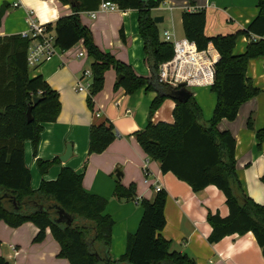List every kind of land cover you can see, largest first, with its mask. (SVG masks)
Here are the masks:
<instances>
[{
	"label": "trees",
	"instance_id": "obj_1",
	"mask_svg": "<svg viewBox=\"0 0 264 264\" xmlns=\"http://www.w3.org/2000/svg\"><path fill=\"white\" fill-rule=\"evenodd\" d=\"M71 4L72 0H59ZM72 13L60 17L54 26L56 43L68 50L83 40L88 55L93 58L92 82L87 97L91 108L94 97L103 90L106 72L113 68L122 75L116 87L132 94L142 87L157 91L150 106L147 125L134 134L147 155L161 164L164 173L172 172L187 182L194 191L216 185L226 196L229 215L209 212L212 226L209 241L218 242L227 235L253 232L264 254V204L251 199L243 190L237 174L236 138L230 130H220L218 123L234 120L240 106L257 96L260 88L253 85L247 71L251 59L264 56V0H259V13L248 27L231 34L208 36L205 33L207 13L204 8L184 10V36L203 50L212 43L220 54L215 64V80L211 90L217 95L212 118L201 121L203 111L195 98L179 100L178 87L161 84L160 64L174 54L172 43L161 38L152 9L163 0H73ZM102 1H111L121 9L139 10V33L145 41V53L152 74L139 75L133 67L109 51H103L94 41L91 28L81 20L82 12L98 9ZM8 5L0 9V24ZM49 24V28L51 25ZM249 39L245 52H234L237 38ZM124 39V30L121 29ZM31 40L20 34L0 36V221L12 227L31 221L39 227L35 241H42L47 228L59 242V256L71 264H198L186 252L171 249L165 238L167 219L165 206L168 193L162 189L152 198L138 199L136 184L124 185L120 180L114 189L118 199L137 200L143 209L139 226L127 237L125 252L111 258L115 220L107 212L108 199L92 193L83 185V174L63 167L55 180H43L38 189L32 187V174L25 160V141L38 148L44 123L54 122L61 112L59 92L42 74H31L27 54ZM33 121L27 112L34 97ZM166 98L176 101L174 122L152 120ZM248 125L253 128L251 117ZM259 144L264 141V127L256 131ZM115 125L106 120L93 124L90 130L89 153H102L115 140ZM57 158L38 160L42 174L47 173ZM264 184V175L262 176ZM65 214L61 215L60 209ZM1 244V240H0ZM0 264H9L0 257Z\"/></svg>",
	"mask_w": 264,
	"mask_h": 264
},
{
	"label": "crops",
	"instance_id": "obj_2",
	"mask_svg": "<svg viewBox=\"0 0 264 264\" xmlns=\"http://www.w3.org/2000/svg\"><path fill=\"white\" fill-rule=\"evenodd\" d=\"M259 0H163L159 7L152 9V15L168 13L172 32L176 38L184 37L182 13L204 8L207 13L205 33L208 36L231 34L248 27L259 13ZM18 3L16 6L15 4ZM8 7L0 24V36L19 34L27 28L30 13L36 20L52 23L62 16L72 13L70 4L59 0H0V9ZM91 12V11H90ZM90 12H82L81 20L88 25L95 43L109 51L116 58L130 64L139 75L150 77L152 69L145 53V41L139 33V10L121 9L98 11L95 17ZM164 20V21H165ZM176 26L182 27L183 35L178 36ZM160 29V24H158ZM124 30L125 38L121 36ZM165 30H169L165 28ZM161 33V32H160ZM161 38L164 37L161 34ZM249 39L240 35L234 52H245ZM208 48L220 58L212 43ZM85 55L79 57L80 51ZM93 58L88 55L83 40L72 48L56 54L50 61L31 70V74H42L49 84L59 92L61 112L54 122L44 123L41 139L35 151L31 140L25 141V160L32 174V187L38 189L43 180H55L63 167H70L83 174V185L88 191L108 199L107 212L114 220L111 245L112 260L118 259L126 249L127 237L134 233L143 215L137 200L118 199L114 195L117 181L124 185L135 183L138 199L152 198L154 187L159 183L167 191L165 215L166 226L162 231L171 240V249L186 252L198 264H264V254L253 232L227 235L218 242L209 241L212 226L207 220L209 212L229 215L226 196L216 185L194 191L185 181L172 172L164 173L159 161L151 159L136 139L135 132L143 129L149 121L150 106L157 91L142 87L129 94L123 87H116L118 74L109 69L105 74L102 91L94 97V107L87 102L89 92L74 89ZM248 77L260 93L244 102L234 120L223 118L218 123L220 130H230L236 138L237 174L244 192L255 202L264 204V141L259 144L256 131L264 127V56L250 60ZM90 79L85 78L84 81ZM193 92V97L201 106V121H209L214 113L217 95L211 86L201 87ZM176 101L166 98L155 112V122H174L173 110ZM253 128L248 125L249 118ZM111 121L117 137L102 153H89L90 130L93 124ZM71 143L73 153L66 161L60 159ZM57 161L42 174L38 160ZM147 164L149 175L143 171ZM119 169L123 175L116 177ZM39 227L28 221L12 227L0 221V257L9 264H71L59 256L61 246L47 228L42 241H35Z\"/></svg>",
	"mask_w": 264,
	"mask_h": 264
},
{
	"label": "built area",
	"instance_id": "obj_3",
	"mask_svg": "<svg viewBox=\"0 0 264 264\" xmlns=\"http://www.w3.org/2000/svg\"><path fill=\"white\" fill-rule=\"evenodd\" d=\"M16 6L18 3L15 4ZM118 5L111 1H102L98 9L91 11V16L95 17L98 11L115 10ZM27 28L19 34L31 40L27 54V62L30 68H35L40 64L50 61L60 52L56 43V32L54 26L47 22L36 20L33 13L27 19ZM49 24L51 28H49ZM164 40L172 43L174 48L173 56L160 64L158 80L161 84L180 88L182 83L190 90L195 87L211 86L215 80V64L218 61L210 48L199 49L197 44L187 37L176 38L170 30L164 31ZM85 55L83 50L78 56ZM88 78L87 82L84 81ZM92 82V71L85 70L74 86L77 92H89ZM146 180L149 175L147 164L143 167ZM163 187L157 183L155 192Z\"/></svg>",
	"mask_w": 264,
	"mask_h": 264
},
{
	"label": "water",
	"instance_id": "obj_4",
	"mask_svg": "<svg viewBox=\"0 0 264 264\" xmlns=\"http://www.w3.org/2000/svg\"><path fill=\"white\" fill-rule=\"evenodd\" d=\"M73 4H74V1L72 0L70 5L72 6ZM164 20H165V17L163 15L154 16V21L157 24L164 22ZM122 77H123L122 75H118L117 81H120ZM192 95H193V92L189 88H187L184 83H182L180 85V89H179V100L187 101L190 97H192ZM40 99L41 98L38 96L33 98V104L31 106H29L28 112H27L28 122L33 121L34 117L32 114V109H33V106L40 101ZM72 153H73L72 144L68 143L67 144V150L63 155L60 156V159L63 161H66L69 157H71ZM122 175H123V173L119 169H117L116 170V177L120 178ZM60 213H61V215L65 214V216H67L69 219H71V217L65 212L64 209L61 208Z\"/></svg>",
	"mask_w": 264,
	"mask_h": 264
},
{
	"label": "rangeland",
	"instance_id": "obj_5",
	"mask_svg": "<svg viewBox=\"0 0 264 264\" xmlns=\"http://www.w3.org/2000/svg\"><path fill=\"white\" fill-rule=\"evenodd\" d=\"M157 12H162L163 14L166 13V20L164 22H162V23H159L160 24V32H161L162 36L164 37L163 33L165 31V28H168L170 31H172V23H171L170 17H169L167 12L162 11V10H158ZM176 32H177L178 36H182L183 35L182 27L176 26ZM83 52H84V50H83ZM87 68H89V70H91L92 69L91 64ZM32 69L33 68H30V70H32ZM198 88H201V87H196V90H201V89H198ZM191 90L195 91L194 88H192Z\"/></svg>",
	"mask_w": 264,
	"mask_h": 264
}]
</instances>
